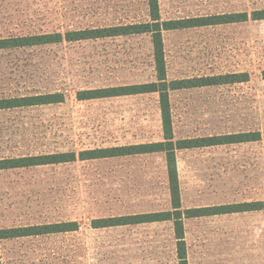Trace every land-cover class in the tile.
Instances as JSON below:
<instances>
[{"label": "rangeland", "instance_id": "obj_1", "mask_svg": "<svg viewBox=\"0 0 264 264\" xmlns=\"http://www.w3.org/2000/svg\"><path fill=\"white\" fill-rule=\"evenodd\" d=\"M163 19L263 9L264 0H159ZM149 20L147 0H0V38ZM168 80H249L170 93L176 139L260 132L258 141L178 150L186 208L261 201L185 219L189 264H264V20L163 32ZM151 36L0 49V98L65 102L0 110V158L75 152L73 162L0 170V227L76 221L73 231L0 241L2 264H178L173 221L91 220L171 209L165 153L80 160L82 149L162 139L158 95L79 101L83 89L155 80Z\"/></svg>", "mask_w": 264, "mask_h": 264}, {"label": "trees", "instance_id": "obj_2", "mask_svg": "<svg viewBox=\"0 0 264 264\" xmlns=\"http://www.w3.org/2000/svg\"><path fill=\"white\" fill-rule=\"evenodd\" d=\"M147 5L149 20L144 22L75 29L68 30L65 33L58 31L0 38V49L37 46L60 43L63 41L80 42L85 40L126 37L140 34H149L151 36L153 60L156 73L155 80L141 83L83 89L77 92V99L79 101H84L155 93L158 95L159 100L163 132L162 139L142 143L82 149L79 153V159L92 160L140 154L165 153L171 209L94 218L91 220V224L93 228L98 229L152 222L173 221L178 264H189L184 227L185 218L256 211L263 208V202L245 201L239 203L182 209L181 187L176 152L184 149H196L222 144L258 141L262 136L260 132L249 131L203 137L175 138L170 104L171 91L243 82L249 80V75L248 73L234 72L213 76L208 75L168 80L163 32L185 28L237 23L247 21L249 17L253 20H264V8L253 10L250 16L247 12H232L179 19H163L161 16L159 0H147ZM65 99L66 97L63 92H48L16 97H5L0 98V110L63 103L65 102ZM77 159L78 157L75 152H52L38 155L0 158V170L60 164L73 162ZM77 228L78 224L76 221L20 227H0V241L4 239L73 231ZM0 264H2L1 251Z\"/></svg>", "mask_w": 264, "mask_h": 264}, {"label": "crops", "instance_id": "obj_3", "mask_svg": "<svg viewBox=\"0 0 264 264\" xmlns=\"http://www.w3.org/2000/svg\"><path fill=\"white\" fill-rule=\"evenodd\" d=\"M196 149H198V148H196ZM184 150H189V149H184ZM177 153V152H176ZM179 180H180V178H179ZM180 187H181V185H180ZM181 199H182V195H181ZM194 208H199V207H194ZM182 209H184V207H183V204H182ZM185 209H190L189 207L188 208H186L185 207ZM193 218V217H192ZM198 218V217H197ZM185 219H188V218H185ZM185 219H184V224H185ZM162 222H166V221H162ZM152 223H154V222H152Z\"/></svg>", "mask_w": 264, "mask_h": 264}]
</instances>
